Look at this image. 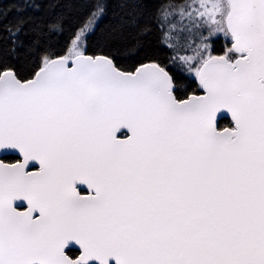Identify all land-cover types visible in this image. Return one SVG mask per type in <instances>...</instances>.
<instances>
[{"label":"snow or ice","instance_id":"1","mask_svg":"<svg viewBox=\"0 0 264 264\" xmlns=\"http://www.w3.org/2000/svg\"><path fill=\"white\" fill-rule=\"evenodd\" d=\"M0 264H264V0H0Z\"/></svg>","mask_w":264,"mask_h":264}]
</instances>
